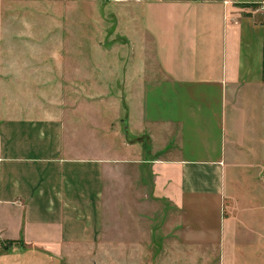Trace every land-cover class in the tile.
Segmentation results:
<instances>
[{"label": "crops", "instance_id": "obj_1", "mask_svg": "<svg viewBox=\"0 0 264 264\" xmlns=\"http://www.w3.org/2000/svg\"><path fill=\"white\" fill-rule=\"evenodd\" d=\"M133 1L138 51L116 61L101 25L96 53L69 52L66 24L0 0V243L101 264L105 217H123V264H264V18L252 0ZM195 221L219 235L196 245Z\"/></svg>", "mask_w": 264, "mask_h": 264}, {"label": "rangeland", "instance_id": "obj_2", "mask_svg": "<svg viewBox=\"0 0 264 264\" xmlns=\"http://www.w3.org/2000/svg\"><path fill=\"white\" fill-rule=\"evenodd\" d=\"M135 6L136 5L133 0H18L17 4V7L20 8V12L18 13L20 22L27 20L40 23H49L52 27L53 25L54 27H58L57 25L66 24V36L69 41L68 43H70L68 49L69 52H71L72 49L80 48L76 47V44H78V41L82 39L84 51H89V55L93 54V51L96 53L94 45L95 42L91 40V34L96 32V30H93L96 28V26L101 25L103 29L100 31V36L98 38L99 46L102 51L107 48H112L113 50L108 51V56H115L117 58L115 59L116 61L118 59H132L134 56H136L135 51H138L137 41L133 40L131 43L130 39L126 36V33L129 34V30L133 27V22L136 19L135 16L138 15H135V12L133 15V8ZM26 8H29V10H26ZM260 16L263 17L260 15V13L254 17L259 19ZM81 26L82 28L80 29ZM55 32L57 35H59L60 31L58 30ZM56 34L52 35L53 41L54 39L57 41L59 40V36ZM54 45L55 49L58 48L59 42H56ZM102 54L103 53L100 52L101 56ZM121 64V62H116L119 75L123 73L122 71L120 72L122 69ZM62 79L67 83V85L73 84V82H70L73 78ZM113 81L114 84H116L115 79H112V81L110 80L112 84ZM170 218H172L173 223H179L182 222V219L185 217H168V219ZM178 223L177 228H182L184 232H188L187 226L185 224L181 225L182 223ZM203 224L204 222L201 221L194 222L196 245L205 244V241L209 239L208 237L213 238L219 235V231L215 230L211 236L203 237L202 235L204 229H206V226H208V224H206L204 228ZM105 225L107 231L111 230L115 232V236L102 238L99 246H106V241L108 240V246L114 248V253L111 254V256L105 253L99 254V257L102 260L101 264H123L122 245L124 242L123 233L125 230L123 217H105ZM209 226H212L210 228L212 231L218 227L217 225L213 224ZM174 230H176V228H174ZM176 236L177 238H175ZM12 242V240H3L2 243H0V259L3 260L1 261L2 264H10V260L14 262L11 264H70L66 259H61L59 257L57 258L53 254H47L44 252L40 253L35 249L30 251L28 249H24L18 245V243L12 248L13 245H9ZM214 242L217 243V240ZM164 245H166V247H172V249L168 251H172L175 248L184 247L186 245V237L184 234L180 235V233L173 234L169 237V239L165 240ZM8 246H11L10 248L12 252L10 251V248H7ZM99 249L98 245L84 248V250L88 251L94 250L95 257L96 252L99 251ZM14 256L19 260L16 261ZM81 256L84 257L85 261H87L85 264H91L89 262V258H91L92 254ZM111 257L113 258V261L111 260ZM184 258L183 256L178 257L179 260L177 264H185V262L179 263V261H182ZM106 259H109L107 263H105ZM74 264H76V262Z\"/></svg>", "mask_w": 264, "mask_h": 264}, {"label": "built area", "instance_id": "obj_3", "mask_svg": "<svg viewBox=\"0 0 264 264\" xmlns=\"http://www.w3.org/2000/svg\"><path fill=\"white\" fill-rule=\"evenodd\" d=\"M249 4L253 6L251 10L254 16L260 13L264 17V0H252Z\"/></svg>", "mask_w": 264, "mask_h": 264}]
</instances>
